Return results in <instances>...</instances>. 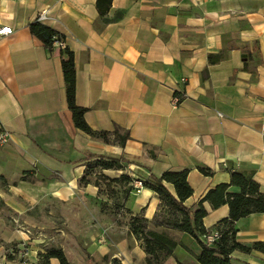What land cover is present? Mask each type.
<instances>
[{"label": "crops", "instance_id": "1", "mask_svg": "<svg viewBox=\"0 0 264 264\" xmlns=\"http://www.w3.org/2000/svg\"><path fill=\"white\" fill-rule=\"evenodd\" d=\"M42 13L75 55L76 101L87 109V123L94 130L122 127L129 133L125 146L75 126L63 48L48 51L29 29ZM3 26L14 31L0 36V132L11 135L0 147V175L7 180L0 183V264H40L48 228L71 264L105 256L145 263L127 220L101 209L98 186L80 183L91 153L137 161L129 172L142 180L151 172L189 170L190 208L230 183L233 171L253 174L264 193V0H113L105 16L97 0H0ZM218 54L224 57L211 63L209 56ZM160 204L146 187L126 201L149 220ZM204 206L208 229L230 215L227 204ZM236 226L242 244L264 242V213ZM170 232L178 246L165 264H200L198 242ZM232 263L264 264V253L235 251Z\"/></svg>", "mask_w": 264, "mask_h": 264}, {"label": "trees", "instance_id": "2", "mask_svg": "<svg viewBox=\"0 0 264 264\" xmlns=\"http://www.w3.org/2000/svg\"><path fill=\"white\" fill-rule=\"evenodd\" d=\"M113 0H97V8L101 16H105L111 9ZM31 33L40 39L48 51H52L56 41H65L66 36L53 27L35 20L29 24ZM65 57L62 60V69L65 81L66 98L69 109L72 111L75 126L89 136L102 140L108 144H120L125 146L129 139V133H123V128L115 126L114 131L94 130L86 121L87 109L81 107L76 101L77 73L75 65V55L68 48H63ZM223 54L210 55L211 63L218 62L223 58ZM155 157V154H153ZM132 164L137 161L128 159L125 156L115 157L105 154L91 153L86 158V169L82 176L81 185L95 184L99 187L102 198H109L110 195L104 192L111 183L114 185L116 195L123 194V204L115 203V208H103V211L110 210L112 214L124 218L129 225L130 232L145 248L147 258L144 264H165L174 255L178 246L177 240L171 235V230H177L191 235L201 246V253L198 256L200 264H233L232 254L235 251L250 253L253 250L264 253V242H255L252 245H245L238 241L236 226L237 221L254 213H264V193L260 184L254 179L253 174L233 171L231 182L222 183L209 190L205 197L195 207H187L185 201L193 195L188 176L189 170L167 171L161 176L150 173L149 178L142 180L144 186L156 192L161 204L159 211L152 220L147 219L142 213L135 214L126 207L129 196L135 192L133 177L129 172ZM120 171L121 174L112 177L105 174L107 171ZM205 174H210L211 170L201 168ZM26 179V176L22 177ZM7 180L0 175V183L5 184ZM166 183L174 186L175 193L171 192ZM102 184L106 189H103ZM240 188V192H232L231 187ZM113 189V190H115ZM104 190V191H103ZM108 192V191H107ZM114 193V191H112ZM208 202L212 208H219L222 205H229L230 215L219 221L213 229H208L203 219L208 215V210L204 203ZM121 219V218H120ZM219 231L220 238L213 244L208 243L205 235ZM52 258H57L59 264H71L63 248L59 245H51L39 253L40 264H50ZM122 264L119 259L111 260L110 256H105L101 261H94L93 264ZM178 264H184L179 262Z\"/></svg>", "mask_w": 264, "mask_h": 264}, {"label": "built area", "instance_id": "3", "mask_svg": "<svg viewBox=\"0 0 264 264\" xmlns=\"http://www.w3.org/2000/svg\"><path fill=\"white\" fill-rule=\"evenodd\" d=\"M47 19L46 13H42L37 20L44 21ZM14 29L11 26H3L0 27V36L4 35H11L13 33ZM55 46H59L61 48H65V41H56ZM186 79H182L183 82H185ZM175 101L178 103L180 102V98L178 96L175 97ZM11 138V135L8 132H0V147L4 144L8 143ZM133 186L136 193H139L142 191V189L145 188L143 181L140 178H136L133 181ZM221 234L219 231H213L212 233L205 235V239L208 241V243L213 244L217 239H219ZM20 253H22V257L26 258L28 256V250L25 245L19 248Z\"/></svg>", "mask_w": 264, "mask_h": 264}, {"label": "rangeland", "instance_id": "4", "mask_svg": "<svg viewBox=\"0 0 264 264\" xmlns=\"http://www.w3.org/2000/svg\"><path fill=\"white\" fill-rule=\"evenodd\" d=\"M105 174L110 175L112 177L117 176V175H114V174H108L107 172H105ZM102 186H103V189H106L104 184H102ZM113 189H115V188H114V185L111 183L110 188L107 187V190L106 191L103 190L104 192L108 193V195H110V197L109 198H107V197L102 198L99 201L100 202L101 209H103V208H115L116 207L115 206V203H117L118 201H119V203L123 204V201H124L123 194L120 193L119 196H115L116 195L115 194L116 191H119V190H116V189L113 190ZM112 191H114V193H112ZM123 217H124L123 219H126V216H123ZM45 218H46L45 220L48 219V221H46V222H48L49 224H51V221H50L51 220V217L48 216V217H45ZM39 221H44V219L42 217H39ZM52 231L53 230L50 229V228L44 230V234H46V238L45 239H46V241L48 243L47 246L56 245V243H54L52 241V236H53L52 235ZM39 233H43V232L41 230H39ZM44 251H45V249H44Z\"/></svg>", "mask_w": 264, "mask_h": 264}]
</instances>
